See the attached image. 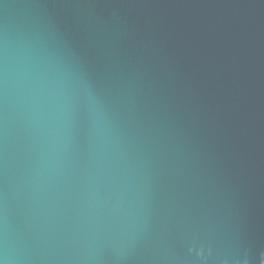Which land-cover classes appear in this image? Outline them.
I'll list each match as a JSON object with an SVG mask.
<instances>
[{
	"label": "water",
	"instance_id": "water-1",
	"mask_svg": "<svg viewBox=\"0 0 264 264\" xmlns=\"http://www.w3.org/2000/svg\"><path fill=\"white\" fill-rule=\"evenodd\" d=\"M0 264H264V0H0Z\"/></svg>",
	"mask_w": 264,
	"mask_h": 264
}]
</instances>
